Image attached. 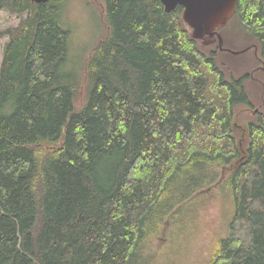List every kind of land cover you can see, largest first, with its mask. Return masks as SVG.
<instances>
[{"label":"trees","instance_id":"trees-1","mask_svg":"<svg viewBox=\"0 0 264 264\" xmlns=\"http://www.w3.org/2000/svg\"><path fill=\"white\" fill-rule=\"evenodd\" d=\"M65 1L0 0L18 19L0 32V264H154L150 235L212 188L229 209L205 264H264V0L218 31L250 48L243 69L192 39L181 6L104 0L76 112Z\"/></svg>","mask_w":264,"mask_h":264},{"label":"rangeland","instance_id":"rangeland-1","mask_svg":"<svg viewBox=\"0 0 264 264\" xmlns=\"http://www.w3.org/2000/svg\"><path fill=\"white\" fill-rule=\"evenodd\" d=\"M104 7V0H66L60 12L61 26L71 33L66 71L71 72L69 75H75L76 80L83 86L81 93L73 101L75 112L80 109L81 105L86 104L87 93L91 88L90 83L85 82L83 78L82 69L90 50L104 33L101 23V11ZM17 24L16 17L0 12V32L16 27ZM6 42V37H0V64ZM242 47L243 45L233 40L230 51L236 53ZM233 56L230 62L232 66L238 65V69H243L244 62L249 60L248 57L243 59L242 54ZM255 72L250 75L251 78H255ZM257 82L263 92L264 85L260 81ZM249 87L252 88L253 85L249 84ZM257 104L256 98V106ZM261 104L260 101L257 110L261 109L264 113V105L259 107ZM239 110L244 109L240 107L237 111ZM239 113L249 115L250 111ZM200 186L201 183H196L194 188L198 189ZM182 187L185 188L183 191L189 192L188 186L182 185ZM228 209V199L219 188H212L210 191L196 195L182 207L178 222L175 224L167 222L166 225L164 224L163 234L164 228L161 234L150 235L144 253L154 260V264H205L214 240L225 231V213Z\"/></svg>","mask_w":264,"mask_h":264},{"label":"water","instance_id":"water-1","mask_svg":"<svg viewBox=\"0 0 264 264\" xmlns=\"http://www.w3.org/2000/svg\"><path fill=\"white\" fill-rule=\"evenodd\" d=\"M35 4H45L50 0H29ZM166 12L175 10L177 6L183 8L182 20L190 30L192 39L199 40L203 45L217 43L219 51L228 52L231 55L243 54L250 50L231 52L223 48V38L218 33L225 27L234 15L237 0H160ZM207 39H212L208 41ZM256 54V48H255ZM263 69V67H260ZM252 75V74H251ZM264 105V90L261 94ZM257 109L253 113H257Z\"/></svg>","mask_w":264,"mask_h":264}]
</instances>
